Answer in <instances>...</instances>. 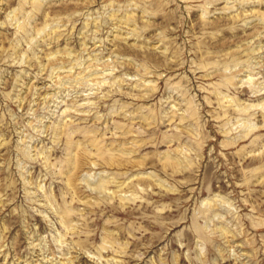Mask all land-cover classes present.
I'll return each mask as SVG.
<instances>
[{
	"label": "rangeland",
	"instance_id": "1",
	"mask_svg": "<svg viewBox=\"0 0 264 264\" xmlns=\"http://www.w3.org/2000/svg\"><path fill=\"white\" fill-rule=\"evenodd\" d=\"M0 264H264V0H0Z\"/></svg>",
	"mask_w": 264,
	"mask_h": 264
}]
</instances>
